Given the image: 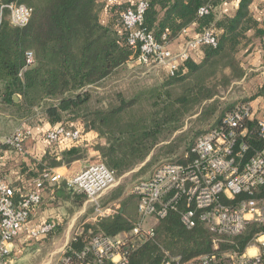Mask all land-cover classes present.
<instances>
[{
  "label": "trees",
  "instance_id": "1",
  "mask_svg": "<svg viewBox=\"0 0 264 264\" xmlns=\"http://www.w3.org/2000/svg\"><path fill=\"white\" fill-rule=\"evenodd\" d=\"M141 1L147 8L140 28L159 44L169 46L193 27L194 35L187 40L210 30L217 45H201L199 57L190 54L174 71L155 61L133 65L140 50L128 44L130 31L122 16ZM227 3L236 4L231 16L221 13ZM8 4L34 9L27 26H12L7 13L1 17V7ZM205 7L210 12L202 16L200 10ZM255 40H260L264 47V5L256 7L255 0H0L1 117L18 124L32 126L41 122L49 125V130L63 126L82 133L80 143L63 148L49 144L42 133L45 154L29 161L27 150L22 157L15 155L11 146L4 145L0 157L23 162L14 167L18 173L14 171L11 186L16 196L29 189L44 172L88 164L95 158L94 153L118 179L144 164L159 149L136 177L160 160L163 163L149 177L137 182L150 179L162 165L184 163L196 140L218 127L228 112L264 96L263 84L240 104L222 107L220 103L222 89L233 91L238 83L248 80L243 58L252 51ZM30 51L35 54V63L20 77ZM134 72H144L145 77H134ZM127 75L130 80L124 81ZM119 81L128 82V87H118ZM195 115L199 116L194 124L172 140ZM242 129L246 133L239 137L237 150L241 143H247L250 156L264 148L256 119L245 122ZM90 133L95 134L93 139L87 138ZM29 137L24 140L25 145ZM3 172L6 177L10 173L6 163ZM47 190L50 198L56 202L70 201L76 210L87 199L84 193L69 188L63 179ZM123 193V187L117 189L111 199L102 202L103 207L120 200ZM246 198L243 195L238 200ZM253 198L264 199V185ZM137 221V213L135 218H129L119 212L85 225L57 264H64V258L78 262L90 239L98 235H126L122 249L128 264H163L172 258L185 263L215 252L209 229L203 223L187 229L179 212L172 211L160 220L154 237L133 234ZM62 232L60 228L51 233ZM260 233H264V224L250 223L233 240L234 245L223 244L220 251L237 249L243 253Z\"/></svg>",
  "mask_w": 264,
  "mask_h": 264
},
{
  "label": "built area",
  "instance_id": "2",
  "mask_svg": "<svg viewBox=\"0 0 264 264\" xmlns=\"http://www.w3.org/2000/svg\"><path fill=\"white\" fill-rule=\"evenodd\" d=\"M147 4L141 1L136 8L127 10L122 20L130 31L128 44L132 49L139 48L140 54L135 64L157 65L174 71L178 65L189 58L187 50L173 53L168 46L159 44L153 35L145 33L143 24ZM210 9L200 10L206 15ZM8 14L12 26L25 27L34 15V9L27 5L8 4L1 7V17ZM203 44L217 45L210 30L189 43L198 48ZM35 54L27 52L25 72L34 65ZM256 119L259 136L264 139V119L256 118L250 104L237 106L226 114L221 124L201 135L191 151L185 155L182 164H165L159 167L148 180L137 182L131 195L137 202L138 221L133 234H146L154 237L156 224L165 219L170 212L180 213L181 222L187 229H194L203 223L213 235L214 253L182 263L172 258L163 264H264V233L258 234L254 241L241 253L237 249L220 251L223 244L234 245V239L241 236L250 223L264 224V199L253 198L264 185V148L248 156L250 145L238 139L246 133L242 129L245 122ZM31 129H19L0 140V154L4 145L14 148L15 155H26L24 140L32 135ZM46 141L63 148L76 145L82 140L79 129L71 130L63 126L49 130ZM0 157V264H7L12 253L13 243L25 235L31 241H41L54 231L55 225L45 223L31 226L34 212L42 205L43 194L49 186L58 184L62 175L54 170L44 172L33 180L29 189L19 196L3 172ZM116 173L103 162L87 165L81 172L67 181L69 188L87 196V204L95 210L96 218L103 219L119 213V208L103 207V195L115 186ZM246 199L238 200L240 196ZM126 235L117 238L98 235L90 239L78 262L64 258V264H128L122 247Z\"/></svg>",
  "mask_w": 264,
  "mask_h": 264
},
{
  "label": "crops",
  "instance_id": "3",
  "mask_svg": "<svg viewBox=\"0 0 264 264\" xmlns=\"http://www.w3.org/2000/svg\"><path fill=\"white\" fill-rule=\"evenodd\" d=\"M261 4L264 5V0H255L256 7H259ZM235 10V3H227L221 8V13H225L231 16L234 14ZM193 35L194 28L192 27L188 31H185L181 38L176 40L174 43L170 44L168 46V49L173 53H180L181 51L187 50L189 52V55L191 54L193 57L196 58L199 57V48L189 47V43L195 40L196 38L193 40H187L188 37H193ZM243 63L245 64V67L249 70L250 73L253 72L250 83L255 84L254 86L256 87L263 85L264 47L262 46L260 40H255L252 51L246 57L243 58ZM250 96H252V94H250L249 97ZM248 104L253 107V111L255 112L256 118L264 119V96L257 97L254 100L250 101ZM46 125L47 124H44L43 127L47 128L46 131H48L50 126L48 125L46 127ZM94 137L95 134L93 133H90L87 136L88 139H93ZM4 138L5 137H2L0 138V140ZM26 150L28 153L27 161H29L31 157H33V159H41L44 156L46 151V142L43 141L42 137L37 134V131L36 133H33L32 137H29L27 139ZM5 163L6 169L8 170V172H10L8 173L9 175L7 176V178L10 182H12L14 171L15 174L18 173V170L14 169V167L18 168L19 165H21L23 162L20 160L10 161L4 158L3 164ZM86 166V163H77L71 169L61 167L52 170L60 173L63 177V180L67 182L70 178L74 177L73 170H77L78 168H84ZM86 208V203L80 210H76L73 208L70 201L56 202L54 198H50L47 190L43 194L42 205L34 212L31 218V226L38 227L45 223H52L55 225V232H57L60 228H63L62 234L71 233L75 229L76 219L79 220L81 218V215L83 216V214L86 213ZM77 212L79 213V215H77ZM136 213L137 211L135 210V214ZM37 242L38 241L29 240L25 235L21 236V238L17 239L11 246L12 253L9 257L7 264H19L20 262H25L26 250L28 249V247L33 246Z\"/></svg>",
  "mask_w": 264,
  "mask_h": 264
},
{
  "label": "rangeland",
  "instance_id": "4",
  "mask_svg": "<svg viewBox=\"0 0 264 264\" xmlns=\"http://www.w3.org/2000/svg\"><path fill=\"white\" fill-rule=\"evenodd\" d=\"M104 19L105 17H103V20ZM133 65H135V63H133ZM144 72H146V70H144ZM144 72L142 73V75L140 74L138 75L137 72H134L133 75H135L134 77L136 76L145 77V75H143ZM248 73H249L248 80L238 83V85L236 86L235 89H233V91L232 89L228 91L227 90L225 91L223 89L221 90L220 98L222 99L220 103H222V107L226 106L228 103H233L236 105L240 104V102L243 99H245L246 96L253 94L255 87H256L254 86L255 84L250 83L252 79L251 75L253 72L250 73L248 70ZM131 74L129 73V75ZM126 77L127 78H125L124 81H128V79L130 80V77L128 75ZM124 81L117 82V86L118 87L119 86L128 87L127 85L128 82H124ZM198 116L199 115H195L192 118H189L186 122L184 129L179 131L172 140L180 137L182 133L187 131L194 124V121L197 119ZM34 124L35 125H32V126H30L28 123L18 124V123L12 122L11 120H6L3 116L1 117V114H0V138L10 136L19 129H31L33 133L34 132L36 133L37 131V134L41 137L43 135L42 133L46 134L47 128L43 127V124L41 122H36ZM47 126L48 125H46V127ZM193 127L199 128L196 125H194ZM203 128L206 129L208 127H203ZM158 153H159V149H156L144 164L139 166L137 169L118 178L115 186L103 195L101 202L103 201L106 202L109 199H111L115 191L119 189L120 187H123L124 193H123L122 198L117 201H110L106 207H109V206L113 208L120 207L119 212L124 213L126 217L135 218V215H136L135 210L137 209V202L135 198L131 195V190L137 181L149 177L150 174H152V172L154 171V169H156L157 165H159V163L162 164L164 160H160L152 168L143 170L142 175H139V177H136V175L148 162L151 161L152 157ZM93 155L95 156V158L92 159L91 162H89L87 165L94 163L96 161H101L99 156L96 157L95 153ZM84 168H80V169L78 168L77 170H73L74 172L73 176L77 175ZM77 215H79L78 212H77ZM95 218H96V213H95L94 208L92 207L91 204H87L86 213L83 214V216L81 215V218L79 220L76 219L75 229L73 230V232L63 233V234L51 233L46 239H43L42 241H38L33 246L28 247V249L26 250V254H25V257H26L25 262H20L19 264H57L67 252V249L72 239L75 237V235L82 233L85 225L94 224L98 220Z\"/></svg>",
  "mask_w": 264,
  "mask_h": 264
},
{
  "label": "water",
  "instance_id": "5",
  "mask_svg": "<svg viewBox=\"0 0 264 264\" xmlns=\"http://www.w3.org/2000/svg\"><path fill=\"white\" fill-rule=\"evenodd\" d=\"M17 99H19V98L17 97Z\"/></svg>",
  "mask_w": 264,
  "mask_h": 264
}]
</instances>
